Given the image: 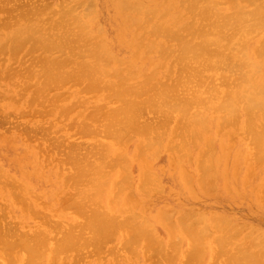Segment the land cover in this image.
<instances>
[{"label":"bare ground","instance_id":"obj_1","mask_svg":"<svg viewBox=\"0 0 264 264\" xmlns=\"http://www.w3.org/2000/svg\"><path fill=\"white\" fill-rule=\"evenodd\" d=\"M0 109L40 129L0 166V264H264V220L142 192L166 156L264 209V0H0Z\"/></svg>","mask_w":264,"mask_h":264},{"label":"rangeland","instance_id":"obj_2","mask_svg":"<svg viewBox=\"0 0 264 264\" xmlns=\"http://www.w3.org/2000/svg\"><path fill=\"white\" fill-rule=\"evenodd\" d=\"M53 1V0H50ZM28 128V135L35 138H39L40 129L35 126H25L24 118L18 113H5L0 109V166H5V164H15L16 157L25 160V140L23 133L25 129ZM177 158V156L173 155ZM154 165L156 170L157 182L159 184L158 188H149L147 190H142L143 193L150 194L148 205L152 208H158L160 203V196H172L174 199H178L186 208L194 213H209L211 211H224L236 216V214L242 213L243 217L250 220L249 218L256 220H264V209H261L259 214H254L250 212L248 207L243 205L242 207L237 206L233 199H229L225 196L222 197V193L218 191L215 195L220 196L221 201L216 205H211V199L213 194L211 190L206 195L192 196L189 197L185 194L183 190V183H185L181 177V171H190L189 162L186 160L179 161L166 156H153ZM25 166V165H22ZM160 180V182H159ZM70 190V189H69ZM137 190V189H133ZM143 198V197H141ZM7 197L3 202L8 203ZM157 206V207H154ZM244 209V210H243ZM10 220V218H9Z\"/></svg>","mask_w":264,"mask_h":264}]
</instances>
